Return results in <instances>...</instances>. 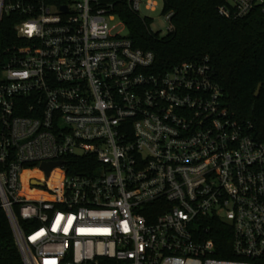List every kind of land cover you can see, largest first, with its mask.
<instances>
[{
	"label": "built area",
	"instance_id": "obj_1",
	"mask_svg": "<svg viewBox=\"0 0 264 264\" xmlns=\"http://www.w3.org/2000/svg\"><path fill=\"white\" fill-rule=\"evenodd\" d=\"M126 1L153 20L142 9L156 0ZM256 9L264 0L218 12ZM115 18L99 0H0V28L13 26L0 62V208L24 264H264V140L225 105L207 57L156 70ZM43 163L59 165L47 175ZM31 168L42 177L24 181ZM207 220L231 229L229 247Z\"/></svg>",
	"mask_w": 264,
	"mask_h": 264
},
{
	"label": "trees",
	"instance_id": "obj_2",
	"mask_svg": "<svg viewBox=\"0 0 264 264\" xmlns=\"http://www.w3.org/2000/svg\"><path fill=\"white\" fill-rule=\"evenodd\" d=\"M120 19L135 47L154 54V67L164 71L182 61L209 59L214 80L224 93V102L237 120L251 124L264 140V84L258 97L254 92L264 82V14L253 10L244 17L226 18L218 7L228 0H162L163 15L171 13L173 30L162 35L150 29L151 18H142L126 0H99ZM8 20L0 28L1 49L13 34ZM78 171V170H76ZM68 172H73L68 167ZM215 243L229 247L231 229L218 221L207 220ZM211 235V236H212ZM215 257L234 259L217 251ZM0 264H24L5 211L0 208Z\"/></svg>",
	"mask_w": 264,
	"mask_h": 264
},
{
	"label": "rangeland",
	"instance_id": "obj_3",
	"mask_svg": "<svg viewBox=\"0 0 264 264\" xmlns=\"http://www.w3.org/2000/svg\"><path fill=\"white\" fill-rule=\"evenodd\" d=\"M158 3L157 9L154 12H147L144 9H142V13L147 14L153 18V22L150 25V29L154 32L159 31L162 35H165L167 33V27H168V22L165 18V16L162 13V8H163V2L162 0H156ZM111 25L115 27L114 32H122L125 34L127 32L126 28L123 27L120 23V19L117 17L115 18L112 22ZM26 169L25 171H27ZM31 171L29 172V176H37V177H42V175L39 173L40 171L38 169L34 170L33 168L30 169ZM58 172L54 171L51 178H50V183H54L56 180Z\"/></svg>",
	"mask_w": 264,
	"mask_h": 264
},
{
	"label": "water",
	"instance_id": "obj_4",
	"mask_svg": "<svg viewBox=\"0 0 264 264\" xmlns=\"http://www.w3.org/2000/svg\"><path fill=\"white\" fill-rule=\"evenodd\" d=\"M264 82H259L258 85H257V88L254 92V96L255 97H258L259 96V93H260V90H261V87L263 86ZM56 165H59V163H43L42 164V168L46 171V174L49 175L50 171L56 166Z\"/></svg>",
	"mask_w": 264,
	"mask_h": 264
},
{
	"label": "bare ground",
	"instance_id": "obj_5",
	"mask_svg": "<svg viewBox=\"0 0 264 264\" xmlns=\"http://www.w3.org/2000/svg\"><path fill=\"white\" fill-rule=\"evenodd\" d=\"M29 172H30V171H24V172L22 173V177H23L24 181H25V178H26L27 176H29ZM51 176H52V175H51ZM50 178H51V177H50ZM23 192H24V193H27V189H26V187H24Z\"/></svg>",
	"mask_w": 264,
	"mask_h": 264
}]
</instances>
